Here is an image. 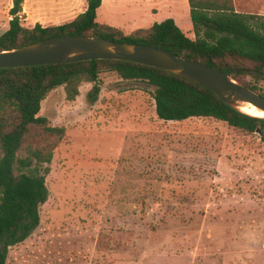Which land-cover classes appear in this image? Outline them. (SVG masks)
Segmentation results:
<instances>
[{
	"label": "rangeland",
	"instance_id": "374dc122",
	"mask_svg": "<svg viewBox=\"0 0 264 264\" xmlns=\"http://www.w3.org/2000/svg\"><path fill=\"white\" fill-rule=\"evenodd\" d=\"M64 1L71 18L86 6ZM233 3L236 11L264 13V0ZM10 6L0 0V34ZM153 8H139V25L170 17ZM185 8L177 25L193 37ZM127 10L124 0H104L96 20L122 26ZM246 80L264 92L263 79ZM92 84L81 82L74 99L58 86L40 103L39 114L65 136L45 178L39 225L9 248L5 264H264L259 133L213 117L160 119L152 87L114 71L99 73L94 102Z\"/></svg>",
	"mask_w": 264,
	"mask_h": 264
},
{
	"label": "trees",
	"instance_id": "16d2710c",
	"mask_svg": "<svg viewBox=\"0 0 264 264\" xmlns=\"http://www.w3.org/2000/svg\"><path fill=\"white\" fill-rule=\"evenodd\" d=\"M23 1L11 0L8 28L0 34V51L47 37L79 34L151 44L230 72L232 79L264 95L246 80L247 76L264 80V14L236 11L233 0H187L193 37L172 18L127 33L98 22L101 0H85L82 12L60 24L24 25L20 15ZM103 70L151 86L160 119L213 117L246 132L258 129L264 142L263 117L240 112L207 88L146 64L103 58L0 68V264H5L9 248L39 225V207L49 195L45 178L54 149L65 136L64 127L51 125L39 114L41 101L61 85L67 99H74L80 83L86 81L93 83L87 96L94 102Z\"/></svg>",
	"mask_w": 264,
	"mask_h": 264
},
{
	"label": "water",
	"instance_id": "95a60500",
	"mask_svg": "<svg viewBox=\"0 0 264 264\" xmlns=\"http://www.w3.org/2000/svg\"><path fill=\"white\" fill-rule=\"evenodd\" d=\"M103 58L138 62L172 72L207 88L225 104L246 114L249 113L241 109L243 105H253L264 111V95L232 79L230 72L215 69L151 44L118 42L105 37L81 34L52 36L20 47L1 50L0 68ZM245 72L257 73L251 70Z\"/></svg>",
	"mask_w": 264,
	"mask_h": 264
},
{
	"label": "crops",
	"instance_id": "0c3cea01",
	"mask_svg": "<svg viewBox=\"0 0 264 264\" xmlns=\"http://www.w3.org/2000/svg\"><path fill=\"white\" fill-rule=\"evenodd\" d=\"M103 1L104 0H101V4L98 9L101 7ZM124 2L128 7L127 23L116 27L125 29L128 28V26H131L128 28V31L142 27L139 25L143 21V15L140 13L143 9H139L142 6H148L151 11L155 9L153 7H156V12L160 6L167 8L170 16L169 18H172L176 24L182 21V18L178 15L179 8L183 10V6L185 5L186 8L184 9V12L186 15L187 13L189 14V5L187 0H124ZM68 5L69 3L65 1L63 2V0L60 3H57L56 0H24L20 15L22 16V20L25 21V24L29 26H32L35 23H39L41 25L60 24L71 18L68 14L70 10ZM258 14L264 13L258 12Z\"/></svg>",
	"mask_w": 264,
	"mask_h": 264
},
{
	"label": "bare ground",
	"instance_id": "6f19581e",
	"mask_svg": "<svg viewBox=\"0 0 264 264\" xmlns=\"http://www.w3.org/2000/svg\"><path fill=\"white\" fill-rule=\"evenodd\" d=\"M241 109L251 115L264 116V111L256 109L253 105H243Z\"/></svg>",
	"mask_w": 264,
	"mask_h": 264
}]
</instances>
